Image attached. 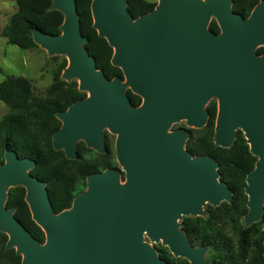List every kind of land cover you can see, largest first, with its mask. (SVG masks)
I'll return each instance as SVG.
<instances>
[{
  "label": "water",
  "instance_id": "1",
  "mask_svg": "<svg viewBox=\"0 0 264 264\" xmlns=\"http://www.w3.org/2000/svg\"><path fill=\"white\" fill-rule=\"evenodd\" d=\"M128 0H92L93 25L114 48L112 64L124 76L109 78L85 46L76 0H53L64 13L60 34L33 30L35 42L50 55L66 54L62 77L80 80L83 99L57 112L62 126L53 134L55 149L78 157L83 140L107 151L105 129L117 135L118 167L88 175L87 187L70 208L56 212L47 182L30 170L35 160L6 149L0 165V231L6 248L22 264H170L145 238L162 242L191 264L209 262L207 247L194 246L182 229L184 216L205 215L204 205L233 200L221 180L214 156L186 148L191 131L171 130L186 120L204 127L206 106L218 98L214 141L230 147L241 129L258 157L247 175L249 212L245 224L264 213V0L248 17L233 0H159L134 18ZM215 18L220 32L209 25ZM142 98L131 101L128 90ZM124 175V177H123ZM24 185L33 219L45 232L42 241L7 208L11 186Z\"/></svg>",
  "mask_w": 264,
  "mask_h": 264
},
{
  "label": "trees",
  "instance_id": "2",
  "mask_svg": "<svg viewBox=\"0 0 264 264\" xmlns=\"http://www.w3.org/2000/svg\"><path fill=\"white\" fill-rule=\"evenodd\" d=\"M81 19V31L88 40L85 46L95 57L97 67L109 78L123 77L119 66L112 64L114 48L104 36H100L93 25L92 0H76ZM17 10L3 27L1 34L13 44L24 49L39 45L33 38V30L60 34L64 13L51 7L53 0H16ZM260 0H233V9L248 17ZM158 2L150 0H128V9L134 18L149 12ZM209 27L219 33L215 18ZM260 54L264 46L258 47ZM68 64L67 57L57 65L53 81L45 91L36 95L31 79L26 76L10 75L0 81V100L8 107L0 118V164L4 161L7 148L16 150L21 157L35 160L31 173L47 182L49 195L56 212L72 206L78 193L86 189L89 174L118 167L115 144L107 135V151L100 153L78 143V157L70 159L63 149L53 146V134L60 129L62 121L57 112L66 110L75 101L85 98L86 91L79 89L78 81H68L62 72ZM135 105L142 102L141 96L128 90ZM209 113L207 124L202 128H190L191 136L186 148L193 155H212L219 162L220 178L233 190V200L223 201L214 206L208 204L205 216H184L182 229L194 245H204L208 249L207 258L220 264H264V213L262 218L245 224L249 212L248 196L245 192L246 178L255 168L258 157L250 150V145L241 129L230 147H222L214 141L218 102L212 99L206 106ZM124 177V176H123ZM7 205H16L15 215L37 238L44 241L43 228L32 218L31 210L24 199V188L11 189ZM9 236L0 231V264H22V255L16 249L6 248ZM162 258L170 264H191L184 257L174 256L164 245L155 246Z\"/></svg>",
  "mask_w": 264,
  "mask_h": 264
},
{
  "label": "rangeland",
  "instance_id": "3",
  "mask_svg": "<svg viewBox=\"0 0 264 264\" xmlns=\"http://www.w3.org/2000/svg\"><path fill=\"white\" fill-rule=\"evenodd\" d=\"M150 1L159 2V0ZM16 10V0H0V81L10 75L26 76L31 79L35 94L40 95L48 86H50L53 81V74L57 65L64 57H67V55H50L48 51L40 45L35 48L24 49L9 42L7 38L1 34V32L3 27L9 22L11 15L16 12ZM75 80H77L79 84L80 80L78 78H75ZM212 99H216L218 102L217 97H212L211 100ZM7 111L8 107L2 100H0V118L3 117ZM186 126H188L186 120H182L173 123L170 129L175 130ZM106 130L115 144L117 135L110 132L108 129ZM208 204L211 203H206L204 205L205 214ZM145 240L151 242L154 246L163 245L162 242L151 241L148 237L145 238ZM207 255L208 249L206 250V258Z\"/></svg>",
  "mask_w": 264,
  "mask_h": 264
},
{
  "label": "flooded vegetation",
  "instance_id": "4",
  "mask_svg": "<svg viewBox=\"0 0 264 264\" xmlns=\"http://www.w3.org/2000/svg\"><path fill=\"white\" fill-rule=\"evenodd\" d=\"M83 99V98H82ZM80 100V99H79ZM7 106V105H6ZM107 135H109V133H108V131L105 129V137H106V145H107ZM80 141H83V140H80ZM79 141V142H80ZM78 142V143H79ZM78 147V146H77ZM7 149H9V148H7ZM11 150H13V149H11ZM95 150V149H94ZM16 151V150H15ZM97 151V150H96ZM5 152H6V150H5ZM17 152V151H16ZM4 157H5V153H4ZM19 157H21V156H19ZM22 158V157H21ZM5 162V158H4V161L2 162V163H4ZM1 163V164H2ZM0 164V165H1ZM32 170V169H31ZM31 170H30V172H31ZM34 175V174H33ZM35 176V175H34ZM37 177V176H36ZM17 186H22L23 188H24V199L26 200V196H27V188L24 186V185H16V186H11L10 188H9V190H8V194H7V198H6V204H5V206L7 207V208H13L14 209V213H16V211H17V206L16 205H7V201H8V198H9V196H10V191H11V189L12 188H14V187H17ZM26 202L28 203V201L26 200ZM28 205H29V203H28ZM29 208H30V205H29ZM30 210H31V208H30ZM31 214H32V211H31ZM206 215V214H205ZM205 215H203V216H205ZM16 216V215H15ZM32 216H33V214H32ZM17 217V216H16ZM33 218V217H32ZM34 235V234H33ZM191 241V240H190ZM192 243V242H191ZM193 244V243H192ZM194 245V244H193ZM194 246H200V245H194ZM208 260V259H207ZM209 261V260H208ZM209 262H212V261H209Z\"/></svg>",
  "mask_w": 264,
  "mask_h": 264
}]
</instances>
